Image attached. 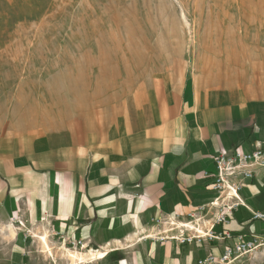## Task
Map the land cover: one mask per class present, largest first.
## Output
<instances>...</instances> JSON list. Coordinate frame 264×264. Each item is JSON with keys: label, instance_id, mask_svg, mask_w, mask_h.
Here are the masks:
<instances>
[{"label": "crops", "instance_id": "1", "mask_svg": "<svg viewBox=\"0 0 264 264\" xmlns=\"http://www.w3.org/2000/svg\"><path fill=\"white\" fill-rule=\"evenodd\" d=\"M151 88L114 123L85 120L20 151L0 149V264H70L50 252L61 238L57 249L75 241L86 254L77 264H197L223 253L229 240L177 242L158 236L155 221L185 220L217 196L221 150L264 146V103L198 97L183 74ZM238 191L242 204L212 232L264 234V220L251 218L264 212V166Z\"/></svg>", "mask_w": 264, "mask_h": 264}, {"label": "rangeland", "instance_id": "2", "mask_svg": "<svg viewBox=\"0 0 264 264\" xmlns=\"http://www.w3.org/2000/svg\"><path fill=\"white\" fill-rule=\"evenodd\" d=\"M170 74L264 103V0H0V149L114 123Z\"/></svg>", "mask_w": 264, "mask_h": 264}, {"label": "built area", "instance_id": "3", "mask_svg": "<svg viewBox=\"0 0 264 264\" xmlns=\"http://www.w3.org/2000/svg\"><path fill=\"white\" fill-rule=\"evenodd\" d=\"M213 159L216 163V171L210 187L217 192V196L207 205L199 206L193 213H189L185 220H177L174 217L156 219L157 225H164L163 222L167 221L174 226L173 229L162 231L158 236L164 237L167 233L169 238L181 243L203 238L230 241L224 245L221 255L210 254L204 259H199L197 264H264V234L246 235L241 232L233 234L228 229L212 232L216 224L227 223V214L242 204L238 190L246 179L252 178V172L256 167L264 166V146L251 152L238 147L221 150ZM251 218L264 220V212L253 210ZM204 222H207V225H203ZM188 223L201 225L204 231L192 230ZM59 242L58 247L65 245L63 238ZM77 246L78 244L74 241L66 248L74 250ZM80 247H82L81 244ZM49 257H51L50 254ZM51 263L58 264L53 257H51Z\"/></svg>", "mask_w": 264, "mask_h": 264}, {"label": "bare ground", "instance_id": "4", "mask_svg": "<svg viewBox=\"0 0 264 264\" xmlns=\"http://www.w3.org/2000/svg\"><path fill=\"white\" fill-rule=\"evenodd\" d=\"M194 223H188L187 225L191 227L192 230H196L198 232H203V228L201 225H193ZM203 225H207V222H204ZM45 241V239H44ZM48 246V245H47ZM62 255L64 257L67 258V260L71 263V264H77L79 262H83L86 259V254H84L83 252L79 251V250H70L67 248H64V251L62 252ZM91 256H97V257H103V251H98L96 253H91L89 254Z\"/></svg>", "mask_w": 264, "mask_h": 264}]
</instances>
